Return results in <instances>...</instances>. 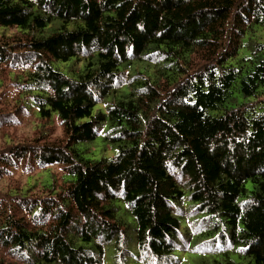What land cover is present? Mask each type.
<instances>
[{
    "label": "trees",
    "instance_id": "obj_1",
    "mask_svg": "<svg viewBox=\"0 0 264 264\" xmlns=\"http://www.w3.org/2000/svg\"><path fill=\"white\" fill-rule=\"evenodd\" d=\"M262 35L264 0H0V131L61 127L0 146V264H264Z\"/></svg>",
    "mask_w": 264,
    "mask_h": 264
},
{
    "label": "rangeland",
    "instance_id": "obj_2",
    "mask_svg": "<svg viewBox=\"0 0 264 264\" xmlns=\"http://www.w3.org/2000/svg\"><path fill=\"white\" fill-rule=\"evenodd\" d=\"M6 32H7V35L9 36L14 33L13 31H6ZM262 37L264 39V35H262ZM7 68L10 70L8 66ZM0 72H1V69H0ZM7 91H8L7 98H8L10 107L14 106L15 96L18 90L8 88ZM34 112L35 110L33 111V108H29V109L25 108V113L18 112V116L13 117L12 119V121L15 122V124L8 127L9 129L6 132L0 131V146L4 145L5 142H7L8 140L13 142L16 139H20L22 137H25V139L35 138L38 136L37 133L40 131L47 132L52 138L60 135L61 127L58 126V123L55 118L50 123H47L44 125V127H42L40 120L36 117V113ZM95 144H98V145L100 144V138H97V140L95 141ZM105 155L106 157L111 158L112 153L107 152ZM98 156H99L98 154H95V157L99 158ZM19 170H24V169H19ZM26 170H31V168L26 169ZM52 170H56L57 172L58 168L55 167V168H52ZM27 174H30V173L28 171L27 173H24V171H18L17 173L16 178L19 179L21 187L26 182L24 178H26L25 176ZM37 175L38 174H34L33 176H31V180L28 182L27 188L37 184V182L41 180L43 181V183H45L46 180H47L46 183L50 181L49 178L47 177V174H43V175L39 174L38 177H35ZM2 186H3V183H0V187ZM175 255H176V260L180 261V263L178 264H192L193 258H195L194 255L190 253L176 252ZM131 264H137V263H131Z\"/></svg>",
    "mask_w": 264,
    "mask_h": 264
}]
</instances>
